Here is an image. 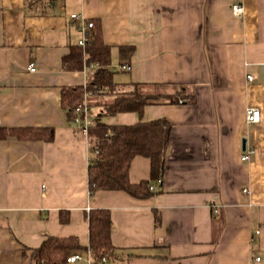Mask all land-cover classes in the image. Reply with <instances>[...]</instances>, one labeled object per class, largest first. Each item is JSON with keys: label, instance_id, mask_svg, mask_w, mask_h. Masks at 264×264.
Wrapping results in <instances>:
<instances>
[{"label": "crops", "instance_id": "crops-1", "mask_svg": "<svg viewBox=\"0 0 264 264\" xmlns=\"http://www.w3.org/2000/svg\"><path fill=\"white\" fill-rule=\"evenodd\" d=\"M71 14L93 22L112 71L131 67L115 80L119 92L137 84L159 96L140 116H106L113 94L86 99L91 118L109 125L170 123L150 197L89 195L93 154L61 91L85 87L97 66H64L80 37ZM249 107L260 112L253 125ZM0 128L53 131L51 141L0 139V264H36L32 250L47 237L86 247L93 208L110 213L115 264H264V0H0ZM244 149L254 150L247 161ZM128 177L149 180V159L135 156ZM73 253L82 260L67 264H97L86 250Z\"/></svg>", "mask_w": 264, "mask_h": 264}, {"label": "trees", "instance_id": "trees-1", "mask_svg": "<svg viewBox=\"0 0 264 264\" xmlns=\"http://www.w3.org/2000/svg\"><path fill=\"white\" fill-rule=\"evenodd\" d=\"M120 51L123 54L124 48ZM83 64H96L91 80L85 87L63 88L61 101L70 123L76 114V107L83 101L85 92L91 95L113 94L111 103L104 106V114L112 116L121 112H136L139 116L146 105L159 103V96L143 93L139 85L134 84L129 92H119L115 82V72L110 69L111 52L94 26L91 37L84 47L77 46L64 58L68 69H81ZM182 99L175 96L170 102ZM89 127L91 140L90 153L98 150L88 161L87 186L89 195L98 190L123 191L133 198L150 197L153 191L149 187L161 180L164 168L166 148L170 139L171 125L161 118L133 125H109L100 117L94 119ZM14 136L21 140L51 141L53 131L48 128H0V139ZM135 156L147 157L150 161L149 180L131 183L128 177L131 160ZM89 241L86 247L79 244L74 236L67 238L47 237L40 247L32 250V259L36 264H67L66 258L75 251L86 250L96 263L100 258L114 259L115 248L111 243V217L107 209L93 208L87 212Z\"/></svg>", "mask_w": 264, "mask_h": 264}, {"label": "built area", "instance_id": "built-area-1", "mask_svg": "<svg viewBox=\"0 0 264 264\" xmlns=\"http://www.w3.org/2000/svg\"><path fill=\"white\" fill-rule=\"evenodd\" d=\"M231 12L232 15L235 17H239L243 14V6L241 4H233L231 6ZM70 18L73 19L74 21L77 22V29L78 32L80 34V37L77 41V45L80 47H84L86 42L89 40V38L91 37V30L94 27V24L92 21L87 20L83 15L80 14H71ZM27 69L31 72L34 71V66L33 65H29L27 67ZM118 71L121 72H128L130 71L131 67L127 64H121L119 66H117L116 68ZM248 79L251 80L252 77L248 76ZM91 93L90 92H85L84 97H83V101L81 103H79L76 107V114L73 118V123L78 126L81 134L86 138V147L87 150H89L90 152V148L92 146L91 144V140L88 136V130L89 127L94 125V120L91 118L90 114H89V109L88 106L86 104V99L88 98V96H90ZM245 120L246 123L248 125H253L256 124L259 120H260V112L257 108L255 107H249L246 109V114H245ZM98 153V150H95L94 153H92L93 155H96ZM254 154V150L253 149H244L242 154H241V160L242 161H247L249 160V158ZM161 180L157 181L156 184H160ZM149 189L151 191L154 190V185H151L149 187ZM212 211L214 213L218 212V209L216 207L212 208ZM263 226H264V222H263ZM261 232L260 229L255 230V234L259 235ZM89 254V252H88ZM90 256V254H89ZM82 260V256L78 253H73L71 255H69L66 258V262L67 263H73V262H78ZM255 260L258 261L259 257H255ZM110 263V264H115L114 262H110V260L106 257H102L100 258L96 263L97 264H105V263Z\"/></svg>", "mask_w": 264, "mask_h": 264}, {"label": "rangeland", "instance_id": "rangeland-1", "mask_svg": "<svg viewBox=\"0 0 264 264\" xmlns=\"http://www.w3.org/2000/svg\"><path fill=\"white\" fill-rule=\"evenodd\" d=\"M116 66H117V65H116ZM113 71L115 72L114 79L117 80V81L120 80V79H124L125 76L127 75L126 73H124V72H120V71L116 70L115 68H114Z\"/></svg>", "mask_w": 264, "mask_h": 264}, {"label": "water", "instance_id": "water-1", "mask_svg": "<svg viewBox=\"0 0 264 264\" xmlns=\"http://www.w3.org/2000/svg\"><path fill=\"white\" fill-rule=\"evenodd\" d=\"M243 147H244V142H243Z\"/></svg>", "mask_w": 264, "mask_h": 264}]
</instances>
